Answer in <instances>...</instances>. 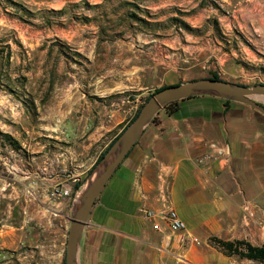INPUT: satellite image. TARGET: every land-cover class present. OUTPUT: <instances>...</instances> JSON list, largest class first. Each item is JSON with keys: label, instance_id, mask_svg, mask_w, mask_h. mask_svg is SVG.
<instances>
[{"label": "rangeland", "instance_id": "rangeland-1", "mask_svg": "<svg viewBox=\"0 0 264 264\" xmlns=\"http://www.w3.org/2000/svg\"><path fill=\"white\" fill-rule=\"evenodd\" d=\"M213 73L264 83V0H0V209L14 157L78 163L79 191L154 89ZM96 127L113 128L91 144Z\"/></svg>", "mask_w": 264, "mask_h": 264}, {"label": "crops", "instance_id": "crops-1", "mask_svg": "<svg viewBox=\"0 0 264 264\" xmlns=\"http://www.w3.org/2000/svg\"><path fill=\"white\" fill-rule=\"evenodd\" d=\"M224 100H178L175 112H160L158 122L145 127L91 211L80 264H231L240 258L223 253L210 236L264 245V115L232 100L226 108ZM112 128L96 127L91 144ZM14 162L25 168L12 173L11 191L3 195L8 200L0 209L2 264H43L47 231L54 233L55 264H64L79 165L62 173L64 165L51 169V163L41 170L48 167L45 157ZM55 185L72 193L52 199ZM168 207L185 229L171 231L164 218L141 211Z\"/></svg>", "mask_w": 264, "mask_h": 264}, {"label": "water", "instance_id": "water-1", "mask_svg": "<svg viewBox=\"0 0 264 264\" xmlns=\"http://www.w3.org/2000/svg\"><path fill=\"white\" fill-rule=\"evenodd\" d=\"M204 95L241 102L264 115V103L258 100L264 99V83L248 86L222 78L201 77L167 85L151 93L134 118L117 134L116 140L78 191L71 215L64 264H80L81 239L91 211L117 167L153 117L171 101Z\"/></svg>", "mask_w": 264, "mask_h": 264}, {"label": "trees", "instance_id": "trees-1", "mask_svg": "<svg viewBox=\"0 0 264 264\" xmlns=\"http://www.w3.org/2000/svg\"><path fill=\"white\" fill-rule=\"evenodd\" d=\"M209 77L220 78L215 73H213L212 76H209ZM175 84H177V83H175ZM169 85H172V84H169ZM165 86H167V85H162V86L154 89V91L159 90V89H161V88H163ZM149 96H150V94L145 98V100H147V98ZM229 102H230V100H227V99L224 100V105H225L226 108H227ZM164 108H165L167 114H172L178 108V101H171V102L167 103ZM138 110L135 112L134 116L137 114ZM134 116L132 118H130L129 122L134 118ZM155 118H156V116L153 117L152 122L155 121ZM5 136L7 138H9V139H13V137L10 134H8V133H6ZM115 140H116V137L101 152V154L99 155L96 163L93 165V167L90 170V172L95 168L96 164L102 159V157L104 156V154L106 153L108 148L112 145V143ZM128 154L126 155V157L128 156ZM76 187L79 188L80 184L78 183L76 185ZM209 241H210L211 244H213V245L217 246L218 248H220V250L223 253H225L226 255H230V256L233 255V256H237L239 258H247V259H250V260H253V261H257L259 263H264V245H253L250 242H248L246 240H243V239L225 240V239L219 238L217 236H210L209 237Z\"/></svg>", "mask_w": 264, "mask_h": 264}, {"label": "built area", "instance_id": "built-area-1", "mask_svg": "<svg viewBox=\"0 0 264 264\" xmlns=\"http://www.w3.org/2000/svg\"><path fill=\"white\" fill-rule=\"evenodd\" d=\"M44 170L47 168L44 167ZM72 193L71 188H66L64 185H55L53 188L49 190V195L52 199H59L63 196L70 195ZM142 213L147 218L158 219L164 218L167 222L168 228L171 231L183 230L186 227L185 222L180 219L176 211L172 208H166L165 210H156L149 208H142ZM153 226L155 229H160V225L157 221H154ZM5 250L2 243V238L0 234V264L5 262ZM253 260L247 258H240V260H235L231 264H251Z\"/></svg>", "mask_w": 264, "mask_h": 264}]
</instances>
